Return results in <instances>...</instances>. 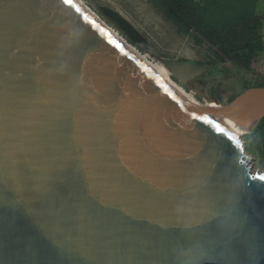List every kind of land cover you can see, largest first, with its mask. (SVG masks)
Wrapping results in <instances>:
<instances>
[{
	"label": "water",
	"instance_id": "95a60500",
	"mask_svg": "<svg viewBox=\"0 0 264 264\" xmlns=\"http://www.w3.org/2000/svg\"><path fill=\"white\" fill-rule=\"evenodd\" d=\"M221 115L251 133L264 87ZM218 124L75 0H0V264H264V171Z\"/></svg>",
	"mask_w": 264,
	"mask_h": 264
},
{
	"label": "rangeland",
	"instance_id": "374dc122",
	"mask_svg": "<svg viewBox=\"0 0 264 264\" xmlns=\"http://www.w3.org/2000/svg\"><path fill=\"white\" fill-rule=\"evenodd\" d=\"M88 7L115 29L121 36L141 50L150 59L162 61L170 58L206 65L208 71L188 84L173 79L203 104L221 109L229 99L244 91L245 84H253L264 75V62L254 72L236 70L231 64L221 62L208 44L201 42L192 29H183L155 0H83ZM205 5L206 0H198ZM245 1V0H244ZM264 14V0H257ZM237 0H228L237 7ZM231 3V4H230ZM240 4V3H239ZM245 1L242 5L249 6ZM109 7L127 18L144 36V41H133L102 8ZM239 8V7H237ZM242 144L251 158L254 170L264 171V128L243 133Z\"/></svg>",
	"mask_w": 264,
	"mask_h": 264
},
{
	"label": "trees",
	"instance_id": "16d2710c",
	"mask_svg": "<svg viewBox=\"0 0 264 264\" xmlns=\"http://www.w3.org/2000/svg\"><path fill=\"white\" fill-rule=\"evenodd\" d=\"M185 30L209 45L221 62L234 69L254 72L264 62V14L257 0H247L249 6L237 0V7L227 8L228 0H155ZM234 2V0H232ZM240 3V4H239ZM264 87V75L244 89ZM236 96L229 99V102ZM228 102V103H229ZM264 128V118L252 131Z\"/></svg>",
	"mask_w": 264,
	"mask_h": 264
},
{
	"label": "bare ground",
	"instance_id": "6f19581e",
	"mask_svg": "<svg viewBox=\"0 0 264 264\" xmlns=\"http://www.w3.org/2000/svg\"><path fill=\"white\" fill-rule=\"evenodd\" d=\"M82 8L91 15L98 24H100L118 43L121 44L135 59H137L144 67H146L154 76H156L167 88L188 104L195 112H197L211 126L221 130L220 123L227 129V135L232 142L242 145L241 136L245 130L237 125L232 119L223 117L221 109H215L209 105L203 104L197 98L192 96L183 86H181L172 77L170 69L162 62L150 59L141 52L137 47L131 44L127 39L121 36L115 29L108 25L97 13L86 5L83 0H75ZM217 119V122L214 121ZM243 146V145H242ZM241 146V147H242ZM243 149V148H242Z\"/></svg>",
	"mask_w": 264,
	"mask_h": 264
},
{
	"label": "flooded vegetation",
	"instance_id": "af4514ba",
	"mask_svg": "<svg viewBox=\"0 0 264 264\" xmlns=\"http://www.w3.org/2000/svg\"><path fill=\"white\" fill-rule=\"evenodd\" d=\"M245 90V89H244Z\"/></svg>",
	"mask_w": 264,
	"mask_h": 264
},
{
	"label": "snow or ice",
	"instance_id": "6c2138e0",
	"mask_svg": "<svg viewBox=\"0 0 264 264\" xmlns=\"http://www.w3.org/2000/svg\"><path fill=\"white\" fill-rule=\"evenodd\" d=\"M222 131V130H221Z\"/></svg>",
	"mask_w": 264,
	"mask_h": 264
}]
</instances>
